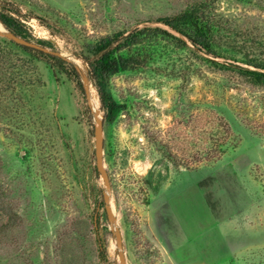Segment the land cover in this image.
Here are the masks:
<instances>
[{
	"label": "rangeland",
	"instance_id": "rangeland-1",
	"mask_svg": "<svg viewBox=\"0 0 264 264\" xmlns=\"http://www.w3.org/2000/svg\"><path fill=\"white\" fill-rule=\"evenodd\" d=\"M8 1L84 74L88 43L176 33L158 19L207 3L224 56L151 39L145 66L104 83L119 105L104 123L110 202L127 264H264V86L237 68L264 57V0ZM91 110L73 81L0 35V264H120Z\"/></svg>",
	"mask_w": 264,
	"mask_h": 264
},
{
	"label": "trees",
	"instance_id": "trees-1",
	"mask_svg": "<svg viewBox=\"0 0 264 264\" xmlns=\"http://www.w3.org/2000/svg\"><path fill=\"white\" fill-rule=\"evenodd\" d=\"M32 14L31 11L23 13L19 6L11 1L0 0V21L10 32L56 51L57 47L54 44L48 45L45 41L34 38L27 33L25 21ZM40 18L42 19V17ZM158 22L163 23L176 33L162 26H146L135 29L128 34L117 32L106 35L95 42L88 43L84 49L78 51V57L87 61L86 74L98 92L101 107L104 111V123L108 118L116 116L119 112V105L108 95L104 83L111 76L121 71L145 66L149 60V52L143 48L145 42L151 39L165 38L184 46H188L187 42H190L196 48L214 56H224L225 54L221 47L223 44H220L218 40V35L225 34V29L219 26L211 17L205 1L196 2L178 14L161 17ZM45 24L49 29L56 31L51 24ZM12 42L35 56V58L45 61L56 70V73L64 74L75 83L82 96L85 97L83 73L78 69L76 63L55 54ZM230 52L234 51L231 50ZM227 56L232 55L228 54ZM242 60L248 66H237L240 72L249 78V82L253 85L264 86V57L250 55L243 57ZM100 206L101 208L104 207V201L100 202ZM100 225V215L98 214L95 231L98 233L99 255L103 261L108 262L106 242L98 231Z\"/></svg>",
	"mask_w": 264,
	"mask_h": 264
},
{
	"label": "water",
	"instance_id": "water-1",
	"mask_svg": "<svg viewBox=\"0 0 264 264\" xmlns=\"http://www.w3.org/2000/svg\"><path fill=\"white\" fill-rule=\"evenodd\" d=\"M3 24V23H2ZM0 35L6 36L10 40L24 46L32 47L41 51H44L46 53L55 54L64 58L63 54L59 53L58 51L52 50L48 47H45L43 45H40L36 42L27 40L23 37H20L16 35L15 33L10 32L5 26L4 30L0 29ZM68 59V58H67ZM80 70V68L78 67ZM83 77V87L85 90V95L88 101V105L90 106V89H91V81L87 74H82ZM92 111V110H91ZM95 119V126H94V135H95V157H96V168L98 172L101 174L102 178L104 179L106 190L104 191V207L107 212L108 220L110 222V225L112 227V231L116 236V246H117V252L120 259V264H127L125 251H124V244H123V236L122 232L119 228L118 222L116 218L114 217L111 202H110V177L109 173L106 169V165L104 162V116H102L98 112L92 111ZM97 217L98 215H95V223L97 224Z\"/></svg>",
	"mask_w": 264,
	"mask_h": 264
},
{
	"label": "bare ground",
	"instance_id": "bare-ground-1",
	"mask_svg": "<svg viewBox=\"0 0 264 264\" xmlns=\"http://www.w3.org/2000/svg\"><path fill=\"white\" fill-rule=\"evenodd\" d=\"M0 27L2 28L1 25H0ZM90 101H91L90 107H91L92 111L99 113V102H98L97 95H96L93 88L90 89Z\"/></svg>",
	"mask_w": 264,
	"mask_h": 264
}]
</instances>
